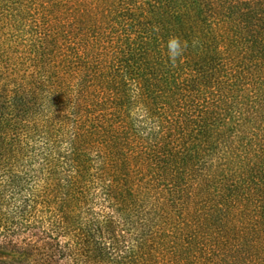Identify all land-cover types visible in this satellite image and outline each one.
I'll list each match as a JSON object with an SVG mask.
<instances>
[{
    "label": "trees",
    "instance_id": "1",
    "mask_svg": "<svg viewBox=\"0 0 264 264\" xmlns=\"http://www.w3.org/2000/svg\"><path fill=\"white\" fill-rule=\"evenodd\" d=\"M0 264H264V0H0Z\"/></svg>",
    "mask_w": 264,
    "mask_h": 264
},
{
    "label": "clouds",
    "instance_id": "2",
    "mask_svg": "<svg viewBox=\"0 0 264 264\" xmlns=\"http://www.w3.org/2000/svg\"><path fill=\"white\" fill-rule=\"evenodd\" d=\"M186 46V45H185ZM168 48H169V55L175 60V58L179 55H181L183 51V47L181 45V42L178 38L172 37L168 41Z\"/></svg>",
    "mask_w": 264,
    "mask_h": 264
}]
</instances>
